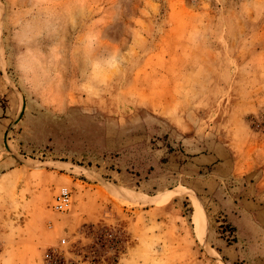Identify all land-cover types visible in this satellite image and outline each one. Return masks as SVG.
Here are the masks:
<instances>
[{"label": "rangeland", "instance_id": "1", "mask_svg": "<svg viewBox=\"0 0 264 264\" xmlns=\"http://www.w3.org/2000/svg\"><path fill=\"white\" fill-rule=\"evenodd\" d=\"M14 14L32 25L27 47ZM0 25V258L208 264L196 194L128 189L115 170H147L158 149L201 151L208 130L264 179V0H0ZM114 52L119 70L82 89ZM18 57L34 70L18 71ZM62 187L72 204L59 212Z\"/></svg>", "mask_w": 264, "mask_h": 264}, {"label": "crops", "instance_id": "2", "mask_svg": "<svg viewBox=\"0 0 264 264\" xmlns=\"http://www.w3.org/2000/svg\"><path fill=\"white\" fill-rule=\"evenodd\" d=\"M199 132L203 133L200 138L208 141L207 151L205 142L202 143L203 149L195 152L187 147L170 153L158 149L162 155L151 153L147 157V170L145 166L140 168L141 165L132 170L124 167L115 170L117 178L128 189L138 188L150 193L151 188L149 195L153 196L156 191L179 187L196 194L207 218L202 253L211 254L210 248L216 252L211 254V261L207 256L200 257L199 261L208 264H264V179L253 180L250 172L241 169L223 145L216 144L215 139L209 141L213 135H208V130L197 131L196 135ZM162 158L167 161L161 162ZM0 264L16 263H6L0 258Z\"/></svg>", "mask_w": 264, "mask_h": 264}, {"label": "clouds", "instance_id": "3", "mask_svg": "<svg viewBox=\"0 0 264 264\" xmlns=\"http://www.w3.org/2000/svg\"><path fill=\"white\" fill-rule=\"evenodd\" d=\"M30 12V10H28ZM10 23L14 29L13 38L17 44L22 47H27L31 44L32 39V25L30 22L23 20L21 15L14 14ZM2 26V25H0ZM89 46H93L97 37L90 34L88 37ZM120 67V58L118 52H114L111 56L105 58L101 64L99 61H92L87 68V74L82 73L84 79L81 82V88L84 89L87 86L89 89H94L97 83H103L110 73L116 72ZM35 63L31 64L23 57L17 58V70L21 73H26L27 70H34Z\"/></svg>", "mask_w": 264, "mask_h": 264}, {"label": "built area", "instance_id": "4", "mask_svg": "<svg viewBox=\"0 0 264 264\" xmlns=\"http://www.w3.org/2000/svg\"><path fill=\"white\" fill-rule=\"evenodd\" d=\"M72 204V191L62 187L55 198L54 209L59 212L67 211Z\"/></svg>", "mask_w": 264, "mask_h": 264}, {"label": "bare ground", "instance_id": "5", "mask_svg": "<svg viewBox=\"0 0 264 264\" xmlns=\"http://www.w3.org/2000/svg\"><path fill=\"white\" fill-rule=\"evenodd\" d=\"M202 209H201V206L200 204H196L195 205V211H194V214H193V217L195 219V221H197V223H201L202 219H203V213H202Z\"/></svg>", "mask_w": 264, "mask_h": 264}, {"label": "water", "instance_id": "6", "mask_svg": "<svg viewBox=\"0 0 264 264\" xmlns=\"http://www.w3.org/2000/svg\"><path fill=\"white\" fill-rule=\"evenodd\" d=\"M23 114V113H22ZM21 116L22 115H20V117H18L12 124H11V126L8 128V130H7V133H6V135H5V145H6V147L10 150V148H9V145H8V134H9V132L13 129V127L16 125V123L20 120V118H21ZM14 155V154H13Z\"/></svg>", "mask_w": 264, "mask_h": 264}, {"label": "trees", "instance_id": "7", "mask_svg": "<svg viewBox=\"0 0 264 264\" xmlns=\"http://www.w3.org/2000/svg\"><path fill=\"white\" fill-rule=\"evenodd\" d=\"M57 264V263H56Z\"/></svg>", "mask_w": 264, "mask_h": 264}]
</instances>
